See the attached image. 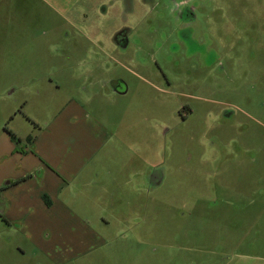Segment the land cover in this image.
Instances as JSON below:
<instances>
[{
	"label": "rangeland",
	"instance_id": "rangeland-1",
	"mask_svg": "<svg viewBox=\"0 0 264 264\" xmlns=\"http://www.w3.org/2000/svg\"><path fill=\"white\" fill-rule=\"evenodd\" d=\"M185 1L192 17L178 0H0V138L49 129L65 148V96L113 134L89 166L101 202L71 194L74 225L49 237L0 219V264H264V0ZM69 73L79 93L58 94Z\"/></svg>",
	"mask_w": 264,
	"mask_h": 264
},
{
	"label": "crops",
	"instance_id": "crops-1",
	"mask_svg": "<svg viewBox=\"0 0 264 264\" xmlns=\"http://www.w3.org/2000/svg\"><path fill=\"white\" fill-rule=\"evenodd\" d=\"M126 30L117 31L112 36V41L118 33L125 35ZM87 75L95 77L93 72ZM66 77L70 79L68 82H57L53 88L58 94L63 91L67 95L79 93L78 88H73L74 85L70 83L79 76L69 73L64 76ZM96 77L101 87L105 89L108 84L112 94L122 95L112 85V80L106 82L101 75ZM82 89L85 90L86 87L83 86ZM57 110L58 118L55 120L58 129H62L59 137L60 141L65 143V148L55 146V143H51V138L48 139L50 142L46 143L44 139L50 135L49 129L41 131L28 142L29 147L23 144L16 146L5 132L3 133L6 134V139L0 138V158H6L5 162L0 164V219L8 226L18 225L20 232L25 231L26 235L37 238L44 232L48 233V237L54 236L56 233L52 230L59 232L61 225H74L73 220L77 213L71 208V203L68 204L71 194L83 195V191H90L88 197L99 204L107 187L98 183L99 176L105 172L101 173L89 166L103 153V146L105 147L113 134L106 129V124L98 122L99 120L93 122L89 121L90 119L77 118L80 105L72 96H65ZM97 128L102 133H94ZM18 143H22L21 140ZM77 247L81 249V243L77 244Z\"/></svg>",
	"mask_w": 264,
	"mask_h": 264
},
{
	"label": "flooded vegetation",
	"instance_id": "flooded-vegetation-1",
	"mask_svg": "<svg viewBox=\"0 0 264 264\" xmlns=\"http://www.w3.org/2000/svg\"><path fill=\"white\" fill-rule=\"evenodd\" d=\"M172 1H176V0H172ZM178 2L179 3L176 5V7L177 8H179L181 6L183 7L182 8L183 11H181L180 15L182 13H184V17H186V18L187 17L189 18V16L192 17V13H191L192 9L191 8H187V7H184L186 1L185 0H178ZM113 41H114V44L116 46H118L119 48L125 49L126 46H127L126 36L123 35L122 33H118L117 36L114 37V40ZM112 85L117 88V90H118L119 93H122V94L124 93V90L121 89V87H123L121 80H118L117 79L115 81H112Z\"/></svg>",
	"mask_w": 264,
	"mask_h": 264
},
{
	"label": "trees",
	"instance_id": "trees-1",
	"mask_svg": "<svg viewBox=\"0 0 264 264\" xmlns=\"http://www.w3.org/2000/svg\"><path fill=\"white\" fill-rule=\"evenodd\" d=\"M4 132H5L7 135H9V137L11 138L12 141L15 139L14 135H13L12 133H10L9 130H6V129L4 128ZM30 141H32V139L28 137V138H27V142H30ZM0 190H1V189H0Z\"/></svg>",
	"mask_w": 264,
	"mask_h": 264
}]
</instances>
